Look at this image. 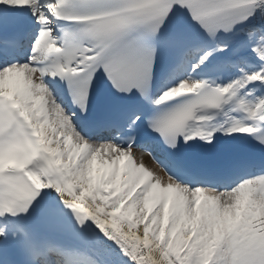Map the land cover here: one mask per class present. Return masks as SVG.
Returning <instances> with one entry per match:
<instances>
[{"label":"snow or ice","instance_id":"1","mask_svg":"<svg viewBox=\"0 0 264 264\" xmlns=\"http://www.w3.org/2000/svg\"><path fill=\"white\" fill-rule=\"evenodd\" d=\"M184 14L213 41L236 39L197 57ZM32 19L38 27L20 62ZM59 20L74 27L57 34ZM213 53L220 59L204 68ZM158 54L197 75L234 78L165 79L152 97ZM11 74L15 87L6 88ZM45 76L67 85L73 107ZM97 85L93 138L80 121ZM137 94L156 111L118 103ZM145 128L170 157L181 141L211 154L169 167L138 143ZM103 131L119 135L99 138ZM217 132L250 134L264 154V0H0V264H67L72 254L87 264H264V155L250 164L256 175L233 182L231 168L247 161ZM97 159L105 171L94 169ZM107 240L115 250L99 247Z\"/></svg>","mask_w":264,"mask_h":264},{"label":"bare ground","instance_id":"2","mask_svg":"<svg viewBox=\"0 0 264 264\" xmlns=\"http://www.w3.org/2000/svg\"><path fill=\"white\" fill-rule=\"evenodd\" d=\"M180 74H182V71H180ZM188 76V75H187ZM15 83H16V75L15 74H11L10 77L6 80V88H12L15 87ZM176 83V81L174 82ZM136 156L137 159L142 158L143 163L152 171H154L155 173H157L158 175L164 176L165 174L163 173L162 170H160L156 164H152V162L150 161L147 153L143 152V151H139V149L136 150ZM94 164H96V166H94V169H99L100 172L105 171L106 167H107V163L106 161L104 163H102L99 159L94 161ZM105 245L101 244L99 245V247L104 248ZM95 247V246H94ZM127 259V258H125Z\"/></svg>","mask_w":264,"mask_h":264}]
</instances>
